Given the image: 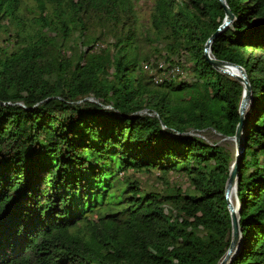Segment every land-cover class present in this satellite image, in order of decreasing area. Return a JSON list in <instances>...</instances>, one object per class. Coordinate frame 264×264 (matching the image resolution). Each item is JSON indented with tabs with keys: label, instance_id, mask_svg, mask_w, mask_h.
Wrapping results in <instances>:
<instances>
[{
	"label": "trees",
	"instance_id": "16d2710c",
	"mask_svg": "<svg viewBox=\"0 0 264 264\" xmlns=\"http://www.w3.org/2000/svg\"><path fill=\"white\" fill-rule=\"evenodd\" d=\"M32 1L31 19L26 0H0V36L14 41L0 46V264H219L234 157L195 133L233 137L241 119L243 85L205 56L226 17L220 0H154L157 55L186 72L161 84L134 75L139 56L121 54L125 38L114 54L92 52L90 21L130 40L133 0ZM227 4L236 19L211 54L245 69L253 98L231 264H264V0ZM76 35L86 47L71 57ZM153 171L187 174L189 191L134 178Z\"/></svg>",
	"mask_w": 264,
	"mask_h": 264
},
{
	"label": "rangeland",
	"instance_id": "374dc122",
	"mask_svg": "<svg viewBox=\"0 0 264 264\" xmlns=\"http://www.w3.org/2000/svg\"><path fill=\"white\" fill-rule=\"evenodd\" d=\"M28 2L26 10H28L26 13V16L28 18H33L34 15H36V12L34 10V13L31 11L34 7V2L32 0H26ZM134 2V29L132 34L130 35V40H126L125 32L121 33L117 27L112 28H105V27H99L97 28L94 25L93 21H90V29L88 30V34L94 35L95 41L94 48L92 52L98 53L99 56H102L105 54V48L106 50L110 51L112 54L116 51V44L118 39L125 38L124 43H127V46L124 47L121 50V54H126L129 57H133L138 55L137 58V70L135 71L134 75L139 76L140 74L144 73L142 70V64L144 62L145 57L151 58H157L162 57L157 55L160 52H163V46L164 41L159 37L158 33L154 32L150 28L151 23V13L153 11L154 7V0H133ZM14 29L12 26L10 30ZM92 37V36H91ZM7 38L6 33H3L0 36V46H6L9 45V48H12L14 41L13 40H5ZM99 38V39H96ZM59 47V46H58ZM85 47L81 43V39L78 35L74 36L72 40L66 42L64 50L68 52L69 56H73L74 54H81V52L85 51ZM56 55V51L53 53ZM66 54V52H65ZM66 57L68 55L66 54ZM148 60V59H146ZM155 83V82H154ZM94 99V98H92ZM91 100V99H90ZM253 105V98L250 101L249 105L247 106V111L250 109V107ZM147 112V111H146ZM247 123V112L245 115V125ZM246 126L243 132H245ZM195 133V132H190ZM195 134L207 139L211 143H217L223 147H225L227 150H229L233 154V163L237 160L239 156V151L237 147V141L234 137H224L221 134L217 133L215 130L209 129L204 132H196ZM232 163V164H233ZM131 173V172H129ZM120 177L123 178L124 176L130 175L120 173ZM135 180H137L140 184L147 187L149 190L155 191V190H161V188L165 187L166 184L163 182L165 180L169 181L168 185L172 184H179L182 186L183 190L185 192L189 191L191 180L189 179L187 174L183 172H174L169 173L166 176L159 177L158 172H138L136 177H134ZM235 190L236 197L237 196V190ZM239 203V199H238ZM240 205V203H239Z\"/></svg>",
	"mask_w": 264,
	"mask_h": 264
},
{
	"label": "water",
	"instance_id": "95a60500",
	"mask_svg": "<svg viewBox=\"0 0 264 264\" xmlns=\"http://www.w3.org/2000/svg\"><path fill=\"white\" fill-rule=\"evenodd\" d=\"M220 3L226 11V17H225L224 22L220 25V27L216 30V32L212 34L211 37L207 40L205 44V56L208 59L209 63L215 69L234 77L243 85V88H244L243 97H242V101H241L240 108H239L241 119H240L239 124L237 125L236 134L233 136L237 141L239 156L237 160L231 166L230 174L227 179L226 188H225V197L228 203V209L231 214L232 237H231L230 246L224 258L219 263V264H231L232 261L236 258V255L240 250V247L242 244V231L240 227L239 217L236 215L233 204L230 202V195H231L232 189L234 187L237 188V182L239 179V167L244 157L246 130L245 132L243 131L246 126L245 125V115L247 112V105L252 100V87L248 79L247 72L242 66L229 62V61L217 59L216 57H213L211 54L212 44L214 40L217 38V36L220 33L226 31L229 27H231L232 23L236 19L235 14L231 11L229 5L227 4V0H220ZM228 66L237 68L240 71V75H235L234 73L228 71L226 69V67ZM89 99H91L92 101L98 102L95 99H92V98H89ZM144 112H146V110Z\"/></svg>",
	"mask_w": 264,
	"mask_h": 264
},
{
	"label": "built area",
	"instance_id": "2783aa9c",
	"mask_svg": "<svg viewBox=\"0 0 264 264\" xmlns=\"http://www.w3.org/2000/svg\"><path fill=\"white\" fill-rule=\"evenodd\" d=\"M142 68L151 80L157 84L172 81L178 75L185 76V69L181 65H169L164 58H151L143 62Z\"/></svg>",
	"mask_w": 264,
	"mask_h": 264
},
{
	"label": "bare ground",
	"instance_id": "6f19581e",
	"mask_svg": "<svg viewBox=\"0 0 264 264\" xmlns=\"http://www.w3.org/2000/svg\"><path fill=\"white\" fill-rule=\"evenodd\" d=\"M226 69H227L228 71L234 73L235 75H240V71H239L237 68H235V67L228 66V67H226ZM249 103H250V102H249ZM248 105H249V104H248ZM248 105H247V106H248ZM233 189H236V190H237L236 187H234ZM233 189H232V191H231V195H230V202L233 204L234 211H235L236 215L239 217L240 205H239V203H238V198L236 197V194H235L236 192H235V190H233Z\"/></svg>",
	"mask_w": 264,
	"mask_h": 264
}]
</instances>
